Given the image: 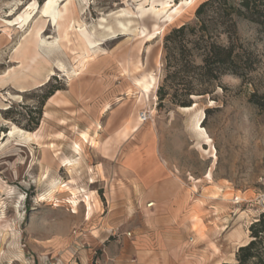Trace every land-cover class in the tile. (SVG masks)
<instances>
[{
    "label": "rangeland",
    "instance_id": "1",
    "mask_svg": "<svg viewBox=\"0 0 264 264\" xmlns=\"http://www.w3.org/2000/svg\"><path fill=\"white\" fill-rule=\"evenodd\" d=\"M145 1L0 0V264H237L255 239L264 213V27L228 13L239 0L215 3L208 39L233 43L251 67L210 86L195 69L184 79L197 89L195 107L185 111L175 102L188 98L185 85L166 78L174 71L166 36L195 26L181 41L201 65L196 10L205 0H150L138 10ZM175 3L183 12L168 21ZM90 32L97 57L83 67ZM58 37L62 46L48 50ZM142 110L151 114L145 123ZM148 127L164 134L174 197L150 196L119 165L123 139ZM254 251L244 264H264V234Z\"/></svg>",
    "mask_w": 264,
    "mask_h": 264
},
{
    "label": "trees",
    "instance_id": "2",
    "mask_svg": "<svg viewBox=\"0 0 264 264\" xmlns=\"http://www.w3.org/2000/svg\"><path fill=\"white\" fill-rule=\"evenodd\" d=\"M228 1L234 0H205L197 7L196 16L200 20L201 29L203 30V34L200 36V39L204 42L202 44L203 60L201 65H197L193 62V60L187 58V55L184 54L185 49L183 48L185 44L181 41L189 32L195 31V26L190 23H184L173 28L166 36L165 48L168 52L167 57L169 56V58H167L169 61L168 66L174 67L173 73L168 74L166 78H174L179 81V83H183L185 85L184 89L188 98L177 101L175 100V102L179 103L182 107L193 105L191 95L195 94L194 92L197 91V89L191 84L189 85L188 82H184L186 81L184 79H187V77L193 78L195 76V69L200 70L199 75L201 78L199 80L202 81V84L210 86L215 79L219 78V76L224 73L232 72L243 76L251 67L248 58L235 51L233 43L229 46L219 44L217 41L209 40V34L205 32L207 29L206 15L208 11L216 5V2L226 3ZM238 3L239 4L235 6L232 2L231 12L228 13H235L239 16H244L264 27V0H239ZM233 24L235 25V22ZM176 49L180 50L179 56L173 54ZM162 90V88H158V95L161 101L165 98V93ZM202 91V93L198 94H206L209 92L207 91V88ZM52 94V91L47 93L44 96V100L49 98ZM35 124V126H38L39 119L35 122ZM252 234L255 239L240 248V262L237 264H244L253 257L258 256V254L254 251V248L257 245V239L264 234V213H262L261 218L253 224Z\"/></svg>",
    "mask_w": 264,
    "mask_h": 264
},
{
    "label": "crops",
    "instance_id": "3",
    "mask_svg": "<svg viewBox=\"0 0 264 264\" xmlns=\"http://www.w3.org/2000/svg\"><path fill=\"white\" fill-rule=\"evenodd\" d=\"M164 134L157 127L141 129L121 143L122 160L119 163L139 186L145 187L150 196L160 200L174 197L178 191V177L171 165L173 160L164 149ZM159 202L154 201V205Z\"/></svg>",
    "mask_w": 264,
    "mask_h": 264
},
{
    "label": "bare ground",
    "instance_id": "4",
    "mask_svg": "<svg viewBox=\"0 0 264 264\" xmlns=\"http://www.w3.org/2000/svg\"><path fill=\"white\" fill-rule=\"evenodd\" d=\"M148 1H150V0H146L145 2H140L139 4H138V7H137V9L138 10H141V9H144V7H145V5L148 3ZM194 2H195V0H181V4H180V6L181 5H189V7L190 6H192L193 4H194ZM174 6H176V8L170 13V14H168L166 17L168 18V21H174L177 17H179L181 14H182V12H183V10L182 9H179V7L180 6H178V4L177 3H175V4H173ZM171 8V7H170ZM169 11V10H168ZM167 11V12H168ZM126 13H127V16H128V19L130 20V22L132 23V17L134 16V13L133 12H130V11H127L126 10ZM121 16V15H120ZM166 20V19H165ZM164 20V21H165ZM129 22V23H130ZM119 23L120 24H123V21H119ZM104 28H105V26H103ZM102 27V28H103ZM74 28H75V25H73V23L72 24H70V25H68V26H63L62 27V29H61V34H60V38H66L67 36H68V33L71 31V30H74ZM103 28V29H104ZM46 35V34H45ZM59 37L57 38V40H56V42H53L50 46H48V50H55L56 48H58V47H60V46H62L61 45V42H59V43H57L58 42V40H59ZM83 38H84V47H85V50L87 51V52H89V54L87 55V57H86V60H85V62L83 63V67H85L86 65H87V63H89V61H91V60H95L96 59V55H97V51H95L94 50V47H95V45L97 44V42L100 40L98 37H96L95 36V34L93 33V32H90V33H87V37H85L84 35H83ZM45 39V38H44ZM56 39V38H55ZM47 41V40H46ZM51 43V42H50ZM39 44L41 45H44L45 44V41L44 40H42V41H40L39 40ZM99 44H102V43H99ZM41 45V46H42ZM46 45V44H45ZM45 49H46V47H45ZM195 107V104L194 105H192V106H187V107H181L183 110H185V111H187V110H191V109H193ZM202 125V124H201ZM198 126V125H197ZM202 127V126H201ZM204 128V127H203ZM198 137L200 136V137H203L205 134H206V131L204 130V129H201L200 127H199V131H198ZM208 135V134H207ZM206 135V136H207ZM31 136V134H28V137H30ZM81 144L79 143L78 145L76 144L75 146H74V148H75V151H76V153L77 154H80V152H81ZM73 165V164H72ZM59 184V183H58ZM58 184H57V182L55 183V185H54V187L57 189L58 188ZM53 189V188H52ZM72 194L74 195V197L75 196H77L78 195V193H76V192H72ZM52 196V195H51ZM51 198V197H50ZM74 199V198H73ZM152 205V204H151ZM89 208V207H88Z\"/></svg>",
    "mask_w": 264,
    "mask_h": 264
},
{
    "label": "built area",
    "instance_id": "5",
    "mask_svg": "<svg viewBox=\"0 0 264 264\" xmlns=\"http://www.w3.org/2000/svg\"><path fill=\"white\" fill-rule=\"evenodd\" d=\"M139 119L141 122L145 123L147 121H149L151 119V114L148 110H142L140 113H139ZM151 203L154 204V202H150L149 206H152Z\"/></svg>",
    "mask_w": 264,
    "mask_h": 264
}]
</instances>
